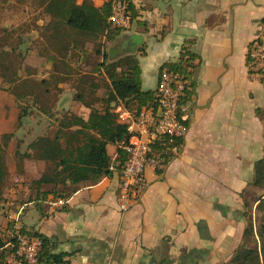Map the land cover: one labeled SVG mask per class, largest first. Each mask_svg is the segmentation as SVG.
<instances>
[{
    "label": "crops",
    "instance_id": "crops-1",
    "mask_svg": "<svg viewBox=\"0 0 264 264\" xmlns=\"http://www.w3.org/2000/svg\"><path fill=\"white\" fill-rule=\"evenodd\" d=\"M105 1L92 0L96 7ZM133 2L137 20L147 25L144 31L131 24L129 32L146 40L145 55L138 51L137 57L149 61L150 40L165 63L178 61L184 45L194 55V68L188 69L193 95L186 101L187 132L181 146L158 168L146 170L145 192L124 212L116 171L74 192L63 205L55 206L51 196L39 205L6 198L15 203L14 215L22 208L17 225L51 238L53 252L69 253L70 264H223L241 241L245 220L240 194L264 155V121L256 115V109H264V87L246 62L248 44L264 20V0ZM232 15L247 20L246 36L229 31ZM140 69L141 91L145 83L154 81L155 87L157 79ZM68 105L62 99L47 103L51 111ZM78 105L83 114L77 115L86 119L89 109ZM122 108L120 103L113 111ZM106 150L113 159L116 147L107 145ZM20 192L16 186L12 197L17 200ZM32 205L39 212L35 218L28 215Z\"/></svg>",
    "mask_w": 264,
    "mask_h": 264
},
{
    "label": "trees",
    "instance_id": "trees-1",
    "mask_svg": "<svg viewBox=\"0 0 264 264\" xmlns=\"http://www.w3.org/2000/svg\"><path fill=\"white\" fill-rule=\"evenodd\" d=\"M26 2L40 10L46 19L42 26V56L52 59V78L55 84L73 79L75 93L73 100L89 109L86 119L74 113H62L56 120V128L46 135L36 137L24 152L15 150L19 162L32 160L38 167H44L39 178L29 187V202L36 205L53 200H67L74 192L97 185L102 179L110 178L116 171L120 174L126 160L124 151L129 138L128 125L117 121L113 109L120 103L133 117L143 109L155 107L154 92L141 91V69L136 57L127 56L114 63L107 64L106 48L126 31L112 27L108 23L111 5L115 0H107L100 7L94 6L92 0H17ZM128 4V16L131 24L146 30L147 25L137 20L138 8L133 0H122ZM93 45V55L102 58L94 68L83 71L82 59L87 55V44ZM8 44V42H7ZM10 44V43H9ZM2 46L0 50V78L2 82L13 85L17 80L18 69L14 66L15 58L21 55L20 43L15 47ZM7 49V48H6ZM145 55V49L139 50ZM194 55L184 45L180 58L176 62L164 63L161 69H167L179 75L186 82L184 97L186 102L193 95L194 82L190 79L188 69L194 68ZM247 62V57H246ZM82 69V72L81 71ZM90 72V73H89ZM48 80L41 79L38 86L48 85ZM264 87V85H263ZM99 91L103 96H98ZM48 90L37 91L33 104L48 116L51 115ZM26 94L18 95L22 98ZM95 104L104 109L95 108ZM19 107L14 124L20 128L28 115L27 107ZM256 115L264 121V109H256ZM12 133L0 137V213L8 200L4 192L8 171L4 163V154ZM180 138H162L153 148L161 159H168L172 151L178 149ZM107 145L116 147L115 157L108 155ZM243 201L245 227L242 238L228 261L223 264H264V155L253 166V178L247 188L240 194ZM17 234L38 238L41 248L35 264H70L69 253H54V242L36 231L28 230L17 221L8 220L0 231V264H6L7 258L15 252Z\"/></svg>",
    "mask_w": 264,
    "mask_h": 264
},
{
    "label": "rangeland",
    "instance_id": "rangeland-1",
    "mask_svg": "<svg viewBox=\"0 0 264 264\" xmlns=\"http://www.w3.org/2000/svg\"><path fill=\"white\" fill-rule=\"evenodd\" d=\"M142 1L145 2V0ZM242 17L244 16L242 15ZM244 19L235 18V15L230 18L229 31H233L234 35L235 33L239 34L240 38L246 36L250 28L247 20ZM45 23L46 19L40 14V10L31 7L28 3L17 0H0V50L4 46L1 44L8 45L5 50H9L10 46L15 47V44L19 42V50L22 55L14 60V67L18 69L15 83L10 85L2 82L0 78V137L2 134L12 133L4 154V163L8 171L4 192L6 197L15 200L16 204H27L29 202V196L31 195L27 191H29L31 183L39 178L44 167H38L32 160L19 162L14 155L15 150L24 152L27 145L36 137L51 133L56 128V120L60 118L62 113L83 114L80 106L72 103L75 93L73 86L75 77L60 84H55L51 75L52 59L42 56L43 37L41 31ZM111 45L112 43L105 49L106 52ZM92 47L91 43L87 44V55L82 59L81 65L83 71H89L88 67H83L84 64L91 65L90 67L94 68L96 63L102 62V58L92 54ZM172 59L177 60V58ZM144 67L145 64H143ZM80 72L83 73L82 69ZM41 79L48 80L49 84L38 86ZM153 87L154 81L145 83L143 89L145 91L153 90ZM43 90H48L46 96L48 95L49 102H55L57 99L69 102L67 109L59 110L54 106L53 110H50V116L39 114L33 101L37 91ZM22 93L26 95L18 98L17 96ZM97 95L103 96V92L99 91ZM18 106H26L28 115L23 119L22 126L15 128L14 124L19 112ZM94 107L100 109L103 108V105L95 104ZM16 186L21 187L23 191L19 193L17 200L11 194V190H14ZM9 211L8 209V214H10ZM12 211L14 212V209ZM7 213L4 212L5 216L0 213V231L6 225ZM28 215L33 218L39 215L34 205L30 207Z\"/></svg>",
    "mask_w": 264,
    "mask_h": 264
},
{
    "label": "built area",
    "instance_id": "built-area-1",
    "mask_svg": "<svg viewBox=\"0 0 264 264\" xmlns=\"http://www.w3.org/2000/svg\"><path fill=\"white\" fill-rule=\"evenodd\" d=\"M128 4L115 0L111 5L108 23L126 32L131 29L128 16ZM247 67L250 75L264 85V20L261 21L255 38L248 44ZM186 82L167 69H161L154 92L156 106L143 109L137 117H133L125 108L117 112V121L128 125L129 138L124 147L126 160L119 175V208L121 212L131 208L143 195L147 188L145 172L156 169L162 160L154 153L153 146L162 138L183 139L187 132L186 102L184 97ZM63 205V200L53 203ZM15 207L13 201L7 204L8 220H15L16 215L11 211ZM16 250L6 260V264H35L41 248V240L26 235L17 234L15 237Z\"/></svg>",
    "mask_w": 264,
    "mask_h": 264
},
{
    "label": "water",
    "instance_id": "water-1",
    "mask_svg": "<svg viewBox=\"0 0 264 264\" xmlns=\"http://www.w3.org/2000/svg\"><path fill=\"white\" fill-rule=\"evenodd\" d=\"M122 44L123 48L122 50L116 54L115 49ZM146 40L144 38V35L136 33V32H126L120 35L115 39L113 44L110 48L107 50L108 59L107 64L114 63L124 57L127 56H133L136 57L137 61L139 62L140 66L143 67V64H145V71L147 70L149 72V75H152L153 78L157 79L156 85L153 90H147V91H153L155 92L157 89V83H158V76L159 72L166 62L165 56H161V54L157 53L155 50V41L150 40V44L147 45V52L150 53L151 58H149V61L147 60H141L139 57H137L138 51L145 46ZM149 62L151 66L149 67ZM143 91V92H147Z\"/></svg>",
    "mask_w": 264,
    "mask_h": 264
},
{
    "label": "flooded vegetation",
    "instance_id": "flooded-vegetation-1",
    "mask_svg": "<svg viewBox=\"0 0 264 264\" xmlns=\"http://www.w3.org/2000/svg\"><path fill=\"white\" fill-rule=\"evenodd\" d=\"M122 48H123V46L120 43V45L118 47H116V49H115L116 54H118L122 50Z\"/></svg>",
    "mask_w": 264,
    "mask_h": 264
}]
</instances>
